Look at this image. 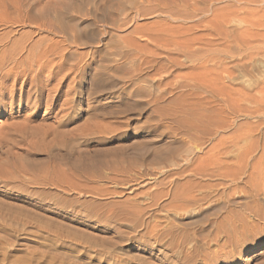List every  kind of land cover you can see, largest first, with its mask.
Returning <instances> with one entry per match:
<instances>
[{"label": "rangeland", "instance_id": "rangeland-1", "mask_svg": "<svg viewBox=\"0 0 264 264\" xmlns=\"http://www.w3.org/2000/svg\"><path fill=\"white\" fill-rule=\"evenodd\" d=\"M33 1L0 0L2 72L51 80L0 79V264H264V0Z\"/></svg>", "mask_w": 264, "mask_h": 264}, {"label": "bare ground", "instance_id": "bare-ground-1", "mask_svg": "<svg viewBox=\"0 0 264 264\" xmlns=\"http://www.w3.org/2000/svg\"><path fill=\"white\" fill-rule=\"evenodd\" d=\"M32 1V0H31ZM35 1V0H34ZM33 1V2H34ZM35 3H37V2H35ZM16 4L18 5V3L16 2ZM33 4V6H35L36 4H34V3H31L30 2V5H32ZM38 4V3H37ZM19 7H21L20 5H18ZM32 8V7H31ZM34 8V7H33ZM35 9H36V7H35ZM45 13H46V11H44ZM28 16V15H27ZM27 18H29V19H31L29 16L27 17ZM22 19H24L23 18V16H22ZM26 20H24V22H25ZM29 22H31L30 20H28ZM26 23V22H25ZM34 23V22H33ZM45 24V23H44ZM46 29H49V30H53V28H51V26L50 25H47L46 24V26H44ZM51 28V29H50ZM167 46V45H166ZM29 51V50H28ZM34 52V51H33ZM5 53V52H4ZM21 53V52H20ZM19 53V54H20ZM44 53V52H43ZM6 54H7V50H6ZM29 54H31V53H28V55ZM45 54L47 55V53L45 52ZM1 55H3V53L1 54ZM5 55V54H4ZM7 55H9V54H7ZM18 55V54H17ZM27 55V57H25V58H23V59H21V60H17L18 59V57H16V60H14V55L13 56H11V62H13V66L9 69V70H7L5 73H3L2 72V68H4V67H1L0 66V79L2 80H4V79H8V78H10L12 75H16L19 79H24L25 80V84L23 85V86H21L20 87V92H21V94H23V92H24V90H25V88L27 87V85H34V86H36V88L38 87V86H40V87H44V83L45 82H50L51 80H49V79H46V81L44 80V81H38V75L36 74V75H34V73L33 72H25V71H19V72H17V69H19L20 68V66L22 67L23 65H26V64H31V62H32V60L30 61L29 60V56ZM37 55V54H36ZM64 55V54H63ZM19 56V55H18ZM3 57H6V55L5 56H3ZM3 57H0V65H2L3 64V62L5 61V59H3ZM44 57H46V56H43V55H38V57H37V60L36 59H34V60H36V61H38L39 62V60H41V59H45ZM63 57H66V56H63ZM8 58V57H7ZM20 58V57H19ZM22 58V57H21ZM47 58V57H46ZM30 59H31V57H30ZM14 60V61H13ZM68 61V60H67ZM35 62V61H34ZM5 64V63H4ZM4 64L2 65V66H4ZM64 78V77H63ZM42 82V83H41ZM44 82V83H43ZM5 86V85H4ZM57 86H59V85H57ZM6 87V86H5ZM16 87V86H15ZM15 87L14 86H10V88L9 89H7V90H9V94H7L8 95V97H6L4 94H2V93H0V95H1V97L2 98H8V99H11L12 100V94H13V92L15 91V90H17V89H15ZM56 88V87H55ZM54 88V90H56L57 91V89H55ZM19 89V88H18ZM1 90H2V88L0 87V92H1ZM53 90V89H52ZM51 90V91H52ZM7 93V92H6ZM81 93V92H80ZM1 98V99H2ZM59 98H60V96L59 97H56L55 99H54V101L55 102H58L59 101ZM52 101H53V99H52ZM62 106H63V104H62ZM67 133V132H66ZM63 135H65L64 133H62V132H58L57 133V135L56 136H58V137H62ZM59 144H61L62 146H63V148L66 146V143H64V142H61L60 141V143ZM213 150H214V153L212 154V156H211V160H212V162L213 163H215L216 162V160H217V157H218V155H219V153H220V149H218V148H216V147H214L213 148ZM212 152V151H211ZM72 155H73V153H72ZM210 163V162H209ZM212 164V163H211ZM213 165V164H212Z\"/></svg>", "mask_w": 264, "mask_h": 264}]
</instances>
